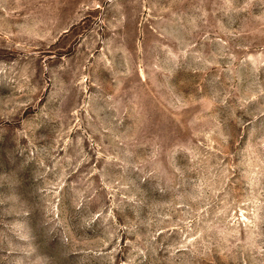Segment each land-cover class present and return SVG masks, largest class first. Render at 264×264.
<instances>
[{
    "label": "rangeland",
    "instance_id": "rangeland-1",
    "mask_svg": "<svg viewBox=\"0 0 264 264\" xmlns=\"http://www.w3.org/2000/svg\"><path fill=\"white\" fill-rule=\"evenodd\" d=\"M0 264H264V0H0Z\"/></svg>",
    "mask_w": 264,
    "mask_h": 264
}]
</instances>
